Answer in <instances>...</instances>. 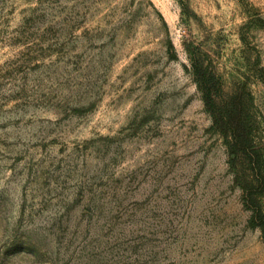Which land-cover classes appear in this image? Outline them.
<instances>
[{
    "label": "rangeland",
    "instance_id": "rangeland-1",
    "mask_svg": "<svg viewBox=\"0 0 264 264\" xmlns=\"http://www.w3.org/2000/svg\"><path fill=\"white\" fill-rule=\"evenodd\" d=\"M185 43L264 147V0H0V264H264Z\"/></svg>",
    "mask_w": 264,
    "mask_h": 264
},
{
    "label": "trees",
    "instance_id": "trees-1",
    "mask_svg": "<svg viewBox=\"0 0 264 264\" xmlns=\"http://www.w3.org/2000/svg\"><path fill=\"white\" fill-rule=\"evenodd\" d=\"M182 8L187 18L203 26L193 10L184 5ZM240 40L245 50L249 49L243 33ZM184 47L190 62L185 69L202 93L205 111L227 149L230 169L242 183L244 204L252 212L251 222L261 229L264 237V147L260 137L263 122L254 98L246 83L226 90L222 78L204 61L201 53L191 44L185 43ZM256 63L261 65L260 57ZM262 72L258 70L257 76L264 82Z\"/></svg>",
    "mask_w": 264,
    "mask_h": 264
}]
</instances>
